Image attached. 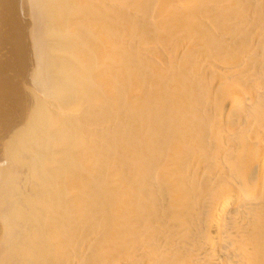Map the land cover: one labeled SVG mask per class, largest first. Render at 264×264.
<instances>
[{"label":"bare ground","instance_id":"1","mask_svg":"<svg viewBox=\"0 0 264 264\" xmlns=\"http://www.w3.org/2000/svg\"><path fill=\"white\" fill-rule=\"evenodd\" d=\"M21 3L0 264H264V0Z\"/></svg>","mask_w":264,"mask_h":264},{"label":"rangeland","instance_id":"2","mask_svg":"<svg viewBox=\"0 0 264 264\" xmlns=\"http://www.w3.org/2000/svg\"><path fill=\"white\" fill-rule=\"evenodd\" d=\"M19 3H21V0H4V2H3V5H4L3 6V14H4L3 15V23L4 24L2 23L3 24L2 25V31H3V28H5L4 31L5 30L6 31L4 32L5 34L3 32H1L3 34V36L1 35L2 39H0V42H1V40L3 42H5L4 44H3V42H1L2 45L0 44V46H1V48H0V58L4 59V60L0 59L1 60L0 63L2 62L0 64L1 65L0 66V147H1V144L3 143L2 142L3 138L6 136L5 134H7L5 132L9 131L12 127H14L16 125V123H18L21 120V118L24 116L25 111H27V109H29L30 105H31L30 98H29L28 94L25 93V91H23L22 88H23V85L27 86V87H31V84H32L31 80L29 78L30 77L29 76V72H30V66H31L30 63H32V55H31L32 53H31V50H30L31 49L30 48L31 47L30 46V40L28 39L29 37H28V33H27V31L30 30V28L32 26V23H31V21L28 18L29 17L28 16L29 15L28 14V10H29L28 8L29 7L27 5H25V4H22V3L19 5ZM19 6H21V7H19ZM46 9H47V7H46ZM24 33H26L27 35L24 34ZM6 35H8V36L6 37ZM20 36H22V37H20ZM4 37L7 38L8 40L5 39ZM23 37H25V38H23ZM26 84H29L30 86L26 85ZM1 148H0V152H1L0 153V163L1 164L9 163L8 164V167H9V165H11L10 162H7V161H6L7 163L5 162L6 158H7V160L9 158L7 157L6 153H5V155H4V153H2V149ZM3 157H4V162L2 163ZM4 164L0 165V169L1 168H6V170L8 171V167L7 166L5 167ZM9 168H12V165ZM7 171L5 173L10 174V175H8L5 178V180H4L5 182H7V184H5L4 181H3L4 183L1 182L4 187L0 184L1 185L0 186V192L2 191V194H3V192L4 193L6 192L7 193V194L5 193L6 195L10 194V192H11L10 195H12V196H14L16 194V196L12 197L13 200H16L17 193L19 191L17 189L20 188V185L22 186V183L18 179V176H17V173H16V172H18L17 169L15 170V168H12V170H9L10 173H8ZM9 176H11L10 178L12 180H10ZM11 181H12V183H11ZM9 182L11 184H13V185H10ZM9 185L11 186V188H10ZM14 187H16V189ZM1 188H3V189H1ZM5 194H3V196H1L2 198L4 197V199H5V196H4ZM1 197H0V200H1ZM4 199H2V203L5 202ZM2 203L0 202L1 207L3 206ZM1 207H0V217L3 216L2 215L3 207L2 208ZM3 214L5 216V213H3ZM9 229L12 230L11 227ZM9 229L0 230V238L3 239V240H6V239L8 240L9 239L10 242L12 243L11 244L12 245V249L15 250V248H18L20 246L18 244V243H20V239L18 240L19 236L16 235V234H18L17 231L12 230L13 233L16 232V234H14L16 236H14L11 233V230L8 231ZM9 232L12 235H10ZM5 233H6V235H5ZM6 236H8V237L6 238ZM16 250L18 251V249H16ZM12 254L14 255L13 252H12ZM12 254L9 255V257L11 256V258H10L11 260H12ZM16 258H14V260H17ZM6 261H7V264H8V259ZM13 261H11V262H13Z\"/></svg>","mask_w":264,"mask_h":264}]
</instances>
